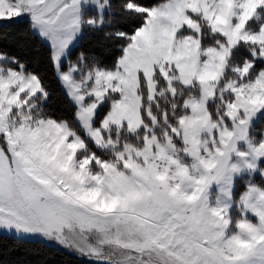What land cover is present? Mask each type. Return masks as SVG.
Segmentation results:
<instances>
[{"label": "snow or ice", "instance_id": "snow-or-ice-1", "mask_svg": "<svg viewBox=\"0 0 264 264\" xmlns=\"http://www.w3.org/2000/svg\"><path fill=\"white\" fill-rule=\"evenodd\" d=\"M22 22L69 111L0 47V231L89 264H264V0H0ZM86 32L110 64L73 52Z\"/></svg>", "mask_w": 264, "mask_h": 264}, {"label": "trees", "instance_id": "trees-1", "mask_svg": "<svg viewBox=\"0 0 264 264\" xmlns=\"http://www.w3.org/2000/svg\"><path fill=\"white\" fill-rule=\"evenodd\" d=\"M151 3L152 0H145ZM132 20L119 21L115 27L129 28ZM0 47H3L29 61L30 67L45 73L50 85L55 90L53 108L67 113V105L56 87L51 69L47 63L48 45L28 30L26 23L9 26L0 30ZM86 50L99 58L101 63L110 64L116 55L115 42L105 41L102 34L86 32L77 41L73 52ZM264 121L257 122V128ZM0 264H89V261L69 254L58 248L48 246L39 240H23L0 234Z\"/></svg>", "mask_w": 264, "mask_h": 264}, {"label": "rangeland", "instance_id": "rangeland-1", "mask_svg": "<svg viewBox=\"0 0 264 264\" xmlns=\"http://www.w3.org/2000/svg\"><path fill=\"white\" fill-rule=\"evenodd\" d=\"M242 187H243L242 184L239 185L238 188H237V191L239 192V190L242 189ZM0 234H5V235H7V236H11V237H15V238H17L14 234H9V233L2 232V231H0ZM17 239H23V240H39V241L44 242V243H45L46 245H48V246H52V247L58 248V249H60V250H62V251H65V252H67V253H69V254L75 255V254H73V253H71V252H69V251H67V250H65V249H63V248H61V247H59V246H57V245L51 244V243H49V242H47V241H44V240H43L42 238H40V237H26V238H17ZM75 256H77V255H75ZM77 257H78V256H77ZM79 258H81V257H79ZM81 259H84V258H81ZM85 260H86V259H85Z\"/></svg>", "mask_w": 264, "mask_h": 264}]
</instances>
